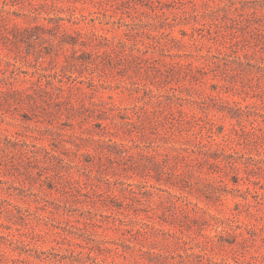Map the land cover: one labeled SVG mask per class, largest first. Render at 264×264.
Wrapping results in <instances>:
<instances>
[{
	"label": "rangeland",
	"instance_id": "obj_1",
	"mask_svg": "<svg viewBox=\"0 0 264 264\" xmlns=\"http://www.w3.org/2000/svg\"><path fill=\"white\" fill-rule=\"evenodd\" d=\"M0 264H264V0H0Z\"/></svg>",
	"mask_w": 264,
	"mask_h": 264
},
{
	"label": "trees",
	"instance_id": "obj_2",
	"mask_svg": "<svg viewBox=\"0 0 264 264\" xmlns=\"http://www.w3.org/2000/svg\"><path fill=\"white\" fill-rule=\"evenodd\" d=\"M75 33H76V35L78 36V37H81V38H87V39H89V37H87L86 36V34L85 33H82V32H80L79 30H77V31H75ZM92 37H94L93 35H92ZM96 37V36H95ZM100 37H101V39H105L106 37L104 36V35H100ZM90 41H92L91 39H89ZM83 52H85V51H83ZM91 54H98V51H89ZM170 66H172V67H180L181 66V64H179V63H177V62H174V63H171L170 64ZM12 91H16L15 89H12ZM83 109L85 110V114L86 115H88V113H89V111L91 110V111H97V112H100V113H105L107 110H106V108L104 107V106H98V105H95V106H90V108H88V107H83ZM177 113H178V115H179V117H180V119H179V121H178V124H179V126L180 127H184V124H185V122L186 123H188L189 122V119L187 118L188 116L186 115V112L183 110V109H181V108H177ZM188 119V120H187ZM187 120V121H186ZM129 123H131L132 121H128ZM178 154H179V156H181V157H184V154L182 153V149L178 152ZM207 159V158H206ZM216 159H214V160H210V159H207V161H209L210 162V164H213V165H216L217 164V162L215 161ZM187 164V162H185V165ZM182 172V171H181ZM181 172L180 173H178V175L179 176H181ZM177 175V174H176ZM70 191H75V192H77V193H79V194H81V191H82V186H79V185H72L71 186V189H70ZM83 194V193H82Z\"/></svg>",
	"mask_w": 264,
	"mask_h": 264
}]
</instances>
